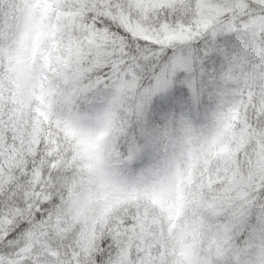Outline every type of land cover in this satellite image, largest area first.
<instances>
[{"label": "snow or ice", "instance_id": "1", "mask_svg": "<svg viewBox=\"0 0 264 264\" xmlns=\"http://www.w3.org/2000/svg\"><path fill=\"white\" fill-rule=\"evenodd\" d=\"M0 264H264V0H0Z\"/></svg>", "mask_w": 264, "mask_h": 264}]
</instances>
